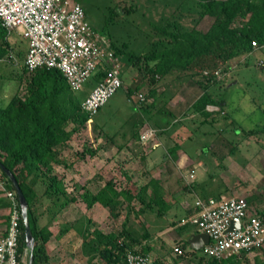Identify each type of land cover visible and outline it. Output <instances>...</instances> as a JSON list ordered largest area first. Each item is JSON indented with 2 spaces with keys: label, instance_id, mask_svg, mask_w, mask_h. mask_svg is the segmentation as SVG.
<instances>
[{
  "label": "rangeland",
  "instance_id": "374dc122",
  "mask_svg": "<svg viewBox=\"0 0 264 264\" xmlns=\"http://www.w3.org/2000/svg\"><path fill=\"white\" fill-rule=\"evenodd\" d=\"M75 1L83 5L86 20L96 32L105 36L116 47L125 50L119 55L123 85L103 106L96 118L91 119L87 126L80 133L75 134L70 139L68 146L65 147L63 155L71 157L69 161L73 157H78L80 160L78 152L87 148L97 150L95 156L88 154L86 159L76 164L78 171L82 169L80 185L96 171L98 173L97 183H105L114 177L119 187L128 186L134 192H138V189L153 174L152 172L161 168L158 167L159 160L160 163L165 162L167 165L165 168H170V164H180L181 160H191V163L203 161L211 166V173L217 175L216 181H220L219 184H223L225 173L233 171L229 177L235 179L238 177L239 180L237 179L236 182L240 181L241 188H245L246 185L248 192L245 196L263 215L264 44L251 54L245 53L233 58L221 72L220 83L214 88V93L218 98H223L222 109L214 107L217 111L208 121H205L202 114L196 113L194 108H190L205 87L197 82L203 78L201 76L183 80L171 77L165 82H160L157 85V105L148 111L141 108L139 92L147 94L153 84L149 78L143 80L138 66L129 58V53L140 55L152 51L156 40L154 26L163 23L168 17L175 16L188 27L194 25L193 20L198 17L199 13V8L194 7V0ZM211 22L212 19L207 16L202 19L199 26L202 29H207ZM10 40L15 46L14 57L0 60V105L7 104L17 92L19 84L13 78L18 71H22L24 61V57L19 55V52L28 51L30 46V41L24 38L19 31H14ZM95 73L82 89L77 91L83 100L99 84ZM141 83L143 86L130 96L129 88L141 85ZM152 101L154 98L147 95L145 102L151 103ZM166 101L168 106L165 105ZM141 121L146 123L142 125L140 131L144 132L153 128L156 132L157 129L163 132L153 135L154 138L152 137L147 142L134 141L131 146L124 148L127 139L131 137V131ZM96 122L101 128L96 126ZM143 126L145 127L143 128ZM73 127L74 124H71L69 129ZM103 129L110 135H107ZM251 130H253L252 133H250ZM226 156L228 159L225 161ZM231 162L236 163L235 165L240 170L244 169L239 173H236L234 169L226 171V165ZM149 165L152 168H149ZM184 166L186 165L184 164ZM56 170L64 175V183L68 185L69 193L76 196V201L63 209L60 213L63 214L61 218H53L49 208L55 207L54 203H60L66 197L53 195L52 198H43V205L40 207V211H43L40 218L42 225L51 223L54 232L58 235L59 230L66 227L68 222L85 215L92 217L95 221L91 229L111 231L122 228L125 214L115 218L109 214L108 208L99 204L91 209L81 196L86 190H82L79 186L76 190L72 189L73 177L76 178L73 172L67 175L68 171L63 170V167L59 168L58 165H56ZM198 172L200 177L203 172L201 167L198 168ZM173 174L174 181L178 182V172L175 171ZM209 174L206 176L212 181L214 175L210 176ZM38 191L42 193L44 186L39 185ZM179 192L185 193L182 188ZM224 197H233L231 191H227ZM188 199L194 205L197 200L196 194L192 191L189 192ZM141 206L139 201L135 202L136 209ZM6 211L8 212V210ZM178 211L176 216L173 215L174 213H167V218H164L166 220L161 221L165 225H169L175 220L177 225L179 224L177 232L184 237V242L188 244L187 235L199 228L192 223L183 225L182 221L190 215L188 216L181 208ZM3 212L5 211L3 210ZM134 215L132 214L133 227L142 231L141 221L139 225ZM158 216L156 214V217ZM142 219L144 220V217ZM82 220L84 219L82 218ZM157 233L159 234L154 231L152 238L149 239L152 240L151 244L155 247V250L150 253L153 257L163 259L164 264L174 263V261L178 264H201L199 258L192 256L189 252H185L183 256H176L174 247L179 243L174 241L171 235H163L159 238L160 234L157 235ZM66 239L65 247L57 248L54 245L50 264H89L91 261L93 264H106L93 252L89 253L83 237L76 235L74 228ZM187 247L190 249L189 245ZM197 251L199 254H205L203 249ZM28 261L29 256L27 255L25 264H28ZM238 264H264V249L253 250L246 255L242 254Z\"/></svg>",
  "mask_w": 264,
  "mask_h": 264
},
{
  "label": "trees",
  "instance_id": "16d2710c",
  "mask_svg": "<svg viewBox=\"0 0 264 264\" xmlns=\"http://www.w3.org/2000/svg\"><path fill=\"white\" fill-rule=\"evenodd\" d=\"M194 2V7L199 8L198 17L193 20L194 25L188 27L181 19L175 16L168 17L163 23L154 26L156 38L154 49L140 55L130 52L129 58L138 66L143 80L149 78L153 84L148 93L144 94L146 97L147 95L153 97L154 101L151 103L141 101V108L150 111L157 105V85L160 82H165L171 77L183 80L201 76L204 79L197 82L205 87L190 108H194L196 113L202 114L205 121H208L216 112L210 111L209 105L222 109L223 98H218L214 93V88L220 83L216 71L223 72L230 60L245 53L251 54L264 44V0H194ZM207 16L212 22L207 29H202L199 24ZM11 34L0 20V60L14 57L15 46L10 40ZM253 41L258 45L254 46ZM111 45L118 56L125 52L113 42ZM26 51L19 52V55L24 57L23 68L13 78L19 84L17 92L7 104L0 105V162L14 173L28 200L29 217L36 240L34 264H50L49 243L53 238V231L40 223L43 214V211H40L42 199L52 198L53 195L66 197V200L54 203L55 207L49 208L53 218L76 201V196L67 191L64 175L56 170V165L64 164L69 167L75 162L60 158L56 147L67 143L75 134L80 133L91 119L96 118L103 107L91 117V114L82 108L83 98L70 87L59 69L45 66L30 71L27 68ZM205 71H209L210 76H205ZM105 72L104 67L97 69L95 73L97 81L100 82L104 78ZM141 86L142 83L130 87V96ZM167 103L166 101V106ZM145 123L141 121L131 131L133 139L141 138L140 128ZM71 124H74V127L69 129ZM157 130V134L163 132ZM103 131L110 135L108 131L104 129ZM252 132L253 130L250 131ZM96 153L97 150L87 148L79 152V158L84 160L88 154L95 156ZM0 179L6 182L8 189L16 190L8 174L1 167ZM39 185L44 186L42 193L38 191ZM151 186L152 192L148 194ZM81 196L90 208L99 203L108 208L110 215L115 218L126 215L120 229L92 230L90 228L92 221L88 217L64 229V232H68L75 228L79 236L83 237L89 253L93 252L106 264H129L127 261L129 251L141 250L145 254L152 252L151 243L144 242L152 238L153 232L142 223L140 217L151 211L164 215L168 210L169 205L165 200L160 180L153 178L138 192H134L128 186L119 187L113 177L96 192L86 190ZM136 201L142 204L137 209ZM10 206L11 201L0 190V209L9 210ZM132 214H135L139 222L141 221L142 231L133 227ZM8 222V213L0 214V223L7 226ZM21 226L23 233L20 252L24 255L26 238L23 218ZM178 245L199 258L201 264H238L242 254L251 252L245 251L241 255L218 260L199 254L196 249H188V244L184 241ZM158 263L164 264L165 261L158 259Z\"/></svg>",
  "mask_w": 264,
  "mask_h": 264
},
{
  "label": "built area",
  "instance_id": "2783aa9c",
  "mask_svg": "<svg viewBox=\"0 0 264 264\" xmlns=\"http://www.w3.org/2000/svg\"><path fill=\"white\" fill-rule=\"evenodd\" d=\"M0 20L9 33L19 31L30 41L25 58L30 71L45 66L57 68L70 87L78 91L98 68H105L104 78L82 102V108L91 117L123 85L120 57L110 40L91 27L81 3L75 0H0ZM253 45L258 44L253 41ZM215 74L219 77L220 70ZM204 75L210 76L209 71ZM139 99L146 100L143 92L139 93ZM214 107L209 105L208 109L215 112ZM156 134L153 128L148 129L141 134L140 141L147 142ZM183 176L191 183L195 170L187 171ZM0 190L11 201L9 222L5 232L0 233V264H25L28 254L27 251L24 255L20 252L23 215L18 194L16 190L8 189L1 179ZM235 219L240 221V226L230 230ZM188 223L210 237V242L203 248L208 257L222 260L264 248V216L251 207L245 196L199 197L193 213L182 221L183 225ZM185 252L180 245L174 247L176 256H183ZM127 261L129 264H159L156 257L141 250L129 251Z\"/></svg>",
  "mask_w": 264,
  "mask_h": 264
},
{
  "label": "crops",
  "instance_id": "0c3cea01",
  "mask_svg": "<svg viewBox=\"0 0 264 264\" xmlns=\"http://www.w3.org/2000/svg\"><path fill=\"white\" fill-rule=\"evenodd\" d=\"M96 126L101 128L100 125L97 122H96ZM144 127L145 126H143V128ZM142 132H143V130L141 131V133ZM134 141L139 142L140 139L139 140H135L132 137L128 138L127 142H126V145H124V148L126 146H131ZM69 142L70 141H68L67 143L60 144L56 148L59 150V157L60 158H62L64 160H68V162H75V163H74V165L69 166V167L65 166L64 164H59L58 165L59 168L63 167V170H67L68 171L67 175L70 174V172H73V175L76 177V178L73 177V188H72L73 190L74 189L76 190V188L81 187L82 190H89L91 192H96L105 183H102V184H100V182L97 183V177H98L97 174L98 173L96 171H94L93 175L90 176V178L86 182H84L82 185H80L79 182H81V180H82V177H81L82 169H79L80 171H78L76 169V164L79 161H81V160H79L78 157L77 158L73 157L72 160L69 161V158L71 159V157H68L67 155H63V153L65 151V147L68 146ZM123 150L124 149L122 148V151ZM151 156H152V154H151ZM77 159H78V161H77ZM149 159H150V157L148 158V160ZM227 159L228 158L226 156L225 161ZM183 162H184V164L186 166H184ZM235 164L236 163H234V162H231V163L227 164L226 165V167H227L226 171L234 169V171L236 173H239L240 171H242L244 169V168H242L240 170V168L237 165H235ZM158 165H159L158 167H161L163 169L160 168V169H157L156 171H153V172L151 171L153 174H151V175L149 174L150 178L142 186H144L145 184L149 183L150 180L153 179V178H156V179L160 180V182H161V184L163 185V188H164L165 200L167 201V203L169 205L168 210H166V213L164 215L163 214H158L159 215L158 217H156V214H157L156 211H153V212L151 211V212L146 213V215H144V220L142 219V217H140V218H141L142 223L145 224L146 226H148V228L152 232H154V231L155 232L156 231L159 232L160 235L157 233V235H159V238H161L163 235H166V236L167 235L168 236L171 235V236H173L174 241H176L177 243H179V242L182 243L184 241V237L177 232V230H178L177 226L179 224L177 225V222L175 220H173V222L171 224H169V225H165L164 222H162V221L166 220L164 218H167V216H168L167 213L171 212V213H174L173 215H175V216L178 215L176 213L179 212L178 210L180 208L183 209L187 213L188 216L193 213L196 203L193 205L190 202V200L188 199L189 192H191V191L194 192L196 194L197 199L199 197L203 198V199H208V198H211V197L220 198V197H223L227 191H231L232 196H236V195L245 196L246 192H248V188L245 185V183L247 184V182L244 181L245 182L244 183V185H245L244 187L245 188H241L240 181L236 182L237 179L239 180L238 177H237V179H235L234 177L233 178L229 177V174H232L231 172H233V171H231L230 173H225L224 174L225 177H224V180H223V184H219L220 181L219 182L216 181L217 180V175L211 173V166L208 163L203 162V161H200L198 163H196V162H192L191 163V160H189V161L188 160H186V161H182L181 160L180 164H178V163H176L175 165H171L170 164V168H165V167H167L165 162H161L160 163V160H159ZM199 167H201L202 170H203V172L201 173L200 177H199V172H198V168ZM231 167H233V168L231 169ZM149 168H152V167L149 165ZM192 169L195 170V178L193 179V181L191 183H188L186 181V179L183 177V173H185L187 171H190ZM175 171H177L178 174H179L178 182L174 181V179H173V176H174L173 173ZM206 174L207 175L209 174L210 176L214 175L213 176L214 179L212 178L211 179L212 181H210L209 177L206 176ZM214 181H216V182H214ZM64 184L67 187V191L69 192L70 190H69L68 185L66 183H64ZM178 185H179V188H178ZM140 188L138 190H140ZM181 188L187 194L180 193L179 191L181 190ZM152 189H153L152 186L149 187L148 194H150L152 192ZM245 197H247V196H245ZM65 200H66V198H65ZM97 204H99V203H97ZM96 205L91 207V209H93ZM99 205H101V204H99ZM250 205H251L252 208L256 209L255 206L252 205L251 203H250ZM4 211L5 212H3V210L0 209V214H7L8 213L6 210H4ZM109 214H110V212H109ZM62 215L63 214H59L57 216V218H61ZM85 217H87V216L84 215L81 218L78 217L77 219H75L72 222H68L67 223L68 225L66 227H68L71 224H76V222L82 220V218L84 219ZM88 218L92 221L91 225H90V228H91L92 224L95 221L90 216H88ZM143 221H145V222H143ZM137 222L139 223V220H137ZM43 225L48 226L49 229H51L53 231V238H52L51 242L49 243V249L51 251V262H52V252H53L52 250L55 248L54 245H56L57 248H60V246H64L65 247L66 241H67L66 238L69 236V232L71 230L68 231V232H64V229L66 227H63V229L59 230V233L57 235L54 232L51 223H47V224L45 223ZM139 225H140V223H139ZM5 230H6V226L4 225V223H0V233L5 232ZM92 230H94V229H92ZM75 232H76V235L79 236V234L77 233L76 230H75ZM202 233L203 232L197 230V231L192 232V233L187 235L186 239L188 241L189 248H191L190 244H191V240H193V239H194V242L199 244V245H202L203 243L206 245V243L204 242V241H206V239L204 237L200 236V235H202ZM151 242H152V240H149V241L144 242V243L147 244V243H151ZM151 245L153 246V249H152V252H153L155 250V247H154L153 244H151ZM191 249H194V248H191Z\"/></svg>",
  "mask_w": 264,
  "mask_h": 264
},
{
  "label": "water",
  "instance_id": "95a60500",
  "mask_svg": "<svg viewBox=\"0 0 264 264\" xmlns=\"http://www.w3.org/2000/svg\"><path fill=\"white\" fill-rule=\"evenodd\" d=\"M0 167L8 174L9 178L11 179L16 192L18 194V198L20 201L21 209H22V215L24 220V227H25V238H26V251L29 256L28 264H34V250L36 246V240L33 234L32 225L29 217V203L28 200L17 180L14 173H12L3 163L0 162ZM240 226V221L238 219L233 220L232 226L230 230L236 229ZM201 237H204L206 241H204L206 244L210 242V237L206 233H202L200 235ZM191 248H194L196 250H201L204 248L205 244L199 245L194 242V239L191 240L190 244Z\"/></svg>",
  "mask_w": 264,
  "mask_h": 264
}]
</instances>
